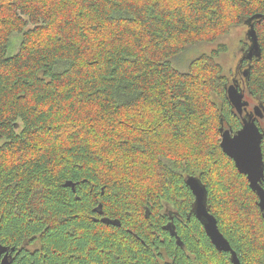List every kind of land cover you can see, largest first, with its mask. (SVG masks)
Returning <instances> with one entry per match:
<instances>
[{
	"label": "trees",
	"instance_id": "trees-1",
	"mask_svg": "<svg viewBox=\"0 0 264 264\" xmlns=\"http://www.w3.org/2000/svg\"><path fill=\"white\" fill-rule=\"evenodd\" d=\"M257 14L261 53L244 63L264 103V0H0L10 264H232L192 211L189 175L241 264H264L258 197L219 144L221 119L235 117L218 39ZM203 44L215 47L176 65ZM261 147L264 162V138ZM164 204L184 217L183 248L161 229Z\"/></svg>",
	"mask_w": 264,
	"mask_h": 264
},
{
	"label": "water",
	"instance_id": "water-1",
	"mask_svg": "<svg viewBox=\"0 0 264 264\" xmlns=\"http://www.w3.org/2000/svg\"><path fill=\"white\" fill-rule=\"evenodd\" d=\"M261 16H262V14H257V15H254L247 20V24L249 25L248 30H247V36L249 37V40H250V46H249L247 53H251L250 59L252 58L253 55L259 57L260 53H261L259 45H258L256 31L254 29V24L251 22L253 20V18H260ZM240 91H241V89L237 87V82H232L226 86V95H227V98H228V100H229V102L233 108H234L233 93H239ZM255 106L259 107V104H255ZM261 111H264V110L261 109ZM255 127H256L257 140L253 146V151H254V154L257 155L259 158V164L264 165L262 147H261V143H262V140L264 138V128H260L258 123H256ZM219 133H220L219 144H220L222 151L234 161V164H235L237 170L246 176L249 187L251 188L252 191H254L256 193V195L258 197V206H259V209L261 211V214H262V217L264 220V198H262V194H264V179H258L256 181V183L253 184L251 182V180L249 179L247 172L241 170L240 164L238 163L235 156L229 155L228 151H226V149H225V133L228 134L229 138H232L235 135L236 131H233L232 129H231V131H229V127L224 126L222 119H221V125L219 127ZM193 183H195L197 185L198 192L193 191ZM185 184L189 187V189L191 190L193 197H194V201H193V205H192V211L195 214L196 218L201 222L203 229H204L206 235L211 240L212 244L215 246V248L218 251L230 252V255H231L230 259H231L232 264H241L239 258L237 257L235 251L232 249L228 240L225 238V236L219 230L215 216L212 213H210L208 208H207V201H206L207 200V189H206L205 185L200 181V179L198 177L193 176V175H189L186 177ZM65 185H69L72 187L74 186L71 181H66ZM98 207H99L98 211L101 213L102 211L100 210V205ZM101 221H103L104 223H107V224H109V223L114 224V225L119 224V221L116 218L110 219L108 217H102ZM210 233H211V235H210ZM174 234L177 237V240H176L177 243L180 244L181 241H180L178 235L176 234V232H174ZM214 237H215V239H214ZM217 241H220L222 243L221 248H218L216 246ZM10 257H11V254L8 252L7 247L0 244V264H10V260H9Z\"/></svg>",
	"mask_w": 264,
	"mask_h": 264
},
{
	"label": "snow or ice",
	"instance_id": "snow-or-ice-1",
	"mask_svg": "<svg viewBox=\"0 0 264 264\" xmlns=\"http://www.w3.org/2000/svg\"><path fill=\"white\" fill-rule=\"evenodd\" d=\"M234 57L237 58V67L233 70V73L238 78L247 77L248 72L243 70L245 67L244 62L246 59H250L251 53H245L243 47H240L234 51ZM224 78L226 79L227 77L225 76ZM237 87L241 91L233 93L234 110L231 113L235 120L229 125V131H231L233 126H236V133L232 138H229L228 134L225 133V149L229 155L235 156L241 170L247 172L249 179L255 184L258 179H264V165L259 164V158L253 151V146L257 140L256 123L259 120H264V111H261V109H264V103H261L260 99H258L255 103L259 104V107H256L253 101L245 96L244 86L238 82ZM248 94L249 96L257 95L250 84ZM260 96L264 98V94H260ZM193 191L198 192V187L195 183H193ZM262 198H264V194H262ZM216 246L221 248L222 243L217 241Z\"/></svg>",
	"mask_w": 264,
	"mask_h": 264
},
{
	"label": "rangeland",
	"instance_id": "rangeland-1",
	"mask_svg": "<svg viewBox=\"0 0 264 264\" xmlns=\"http://www.w3.org/2000/svg\"><path fill=\"white\" fill-rule=\"evenodd\" d=\"M247 30L248 26L246 25L235 26L230 30L228 34L218 39L220 43H224L228 46V51L219 55V61L223 64L225 72H227V75H229V77L234 74V66L237 63V58L234 57V51L241 47L239 46L241 40L246 41L248 43L250 42V40L246 36ZM214 47L215 44H203L195 48H190L181 57L176 58L175 63L177 66L178 64H180L181 70H185L188 65V62L191 61L194 57H196L199 53H201V51L207 50L208 52Z\"/></svg>",
	"mask_w": 264,
	"mask_h": 264
},
{
	"label": "flooded vegetation",
	"instance_id": "flooded-vegetation-1",
	"mask_svg": "<svg viewBox=\"0 0 264 264\" xmlns=\"http://www.w3.org/2000/svg\"><path fill=\"white\" fill-rule=\"evenodd\" d=\"M246 36H247V31H246ZM248 37V36H247ZM249 39V37H248ZM246 42V41H245ZM248 43V42H247ZM249 46H250V42H249ZM248 48V47H247ZM249 49V48H248ZM248 49L245 50V53H247ZM237 67V63L234 66V69H236ZM248 69V65H245L244 67V71H247ZM231 82H239V84L243 85L244 88V92H245V96L248 97L250 100L253 101V104L255 105L256 103L254 102L253 98L251 96H249L248 94V90H247V86H246V80L247 77L245 78H238L237 75L233 74V76L230 78ZM252 106V105H250ZM258 125L260 128H264V120H259ZM191 191V190H190ZM192 193V192H191ZM147 212V209L145 210V213ZM190 213H192L190 210L187 211L185 218L189 219V215ZM160 214L164 215V219H163V223L161 225V229L165 230L169 236H171L174 239V243L176 245H178L180 248H183V243L181 241L180 244L177 243L176 241V236L174 234V232H176V234L178 235L177 232V225H179L180 222H182V220H184V217L182 216V214L178 211L175 210L174 208H170L167 204H164V207L162 208V210L160 211ZM195 215V214H194ZM196 217V216H195ZM179 237V236H178ZM180 238V237H179ZM209 238V237H208ZM181 240V239H180ZM211 241V240H210ZM212 243V242H211ZM213 245V244H212ZM214 246V245H213ZM215 247V246H214ZM231 257V255H230Z\"/></svg>",
	"mask_w": 264,
	"mask_h": 264
},
{
	"label": "bare ground",
	"instance_id": "bare-ground-1",
	"mask_svg": "<svg viewBox=\"0 0 264 264\" xmlns=\"http://www.w3.org/2000/svg\"><path fill=\"white\" fill-rule=\"evenodd\" d=\"M180 239V238H179ZM176 240H177V237H176ZM181 241V240H180Z\"/></svg>",
	"mask_w": 264,
	"mask_h": 264
}]
</instances>
